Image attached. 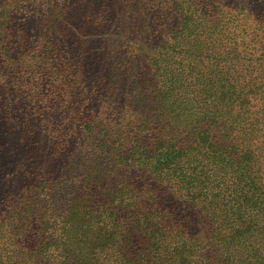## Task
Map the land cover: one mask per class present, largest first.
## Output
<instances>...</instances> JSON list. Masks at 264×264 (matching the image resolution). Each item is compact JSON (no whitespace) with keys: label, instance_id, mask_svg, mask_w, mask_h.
<instances>
[{"label":"trees","instance_id":"1","mask_svg":"<svg viewBox=\"0 0 264 264\" xmlns=\"http://www.w3.org/2000/svg\"><path fill=\"white\" fill-rule=\"evenodd\" d=\"M10 2L12 7L0 11V26L18 15L14 11L20 12L17 1ZM149 7L142 17L139 8L133 9L138 26L146 17L160 15L146 30L156 35L143 54L135 40H121L103 58L85 40H77L85 57L76 61L84 74L95 76L89 90L99 99L96 110L80 91L71 101H81L85 110L86 115L76 112L80 123L90 117L101 126L103 142L56 151L43 143L45 136L55 139L53 131L34 125L26 138L32 145L41 144L29 147L23 156L11 149L0 159V177L9 166H17L21 174L20 179L0 178L4 198L14 196L11 191L21 183L33 181L35 186L40 180L62 178L63 193H70L67 199L103 198V206L72 207L63 214L8 210L0 221V264H264V193L259 188L260 167L251 159L249 146L210 147L205 154L202 148L197 162L180 161L191 139L178 135L163 160L152 164L158 172L152 185L118 196L129 185L130 151L159 131L157 122L142 119L163 117L165 106L173 107L176 101L169 102L167 92L187 89L174 84L158 98V69L182 79L199 59L193 51L206 48L209 53L203 60L225 71L231 93L264 96V0H152ZM160 56L164 61L158 64ZM201 100L200 96L197 101ZM202 132L201 137L208 138V131ZM77 133L76 139L84 135L82 129ZM162 182L175 202L164 200ZM118 206L123 213L117 212ZM36 218L38 224L31 227L30 220ZM7 234L27 236L31 245L14 243Z\"/></svg>","mask_w":264,"mask_h":264},{"label":"rangeland","instance_id":"2","mask_svg":"<svg viewBox=\"0 0 264 264\" xmlns=\"http://www.w3.org/2000/svg\"><path fill=\"white\" fill-rule=\"evenodd\" d=\"M10 1L13 0H1L0 11L3 10L2 7H12ZM16 1L20 12L14 11L18 15L0 26V159L4 160V155L11 149H15L18 156H23L29 147L39 146L41 143L34 141L32 145L26 138L34 125L47 126L53 131L55 139L45 136L43 143L56 151L60 148L67 150L80 145L94 146L102 143L104 136L99 129L101 126L91 122V118L86 116L84 122L80 123V115L77 113L83 115L85 110L81 107V101H71L73 93L80 91L90 102V107L96 110V101L99 99L97 94L89 90L95 76L84 74V67L76 61L85 57L77 40H85L103 58L109 57V53L115 51L121 40H135L143 54L156 35H151L146 30L153 22L160 20V15L150 19L146 17L138 26L133 21V17L136 18L133 9L139 8L142 17L148 12L152 0ZM69 30L74 33H68ZM122 30L125 36H122ZM197 49L193 54L198 55L199 59L191 72L189 70L182 79L166 68L157 70L155 78L159 80L160 88L154 82L151 85L156 86L158 98L168 86L174 84L186 86L187 89L186 92L185 89L167 92L171 95L168 101H176L173 107L165 106L163 117L154 116L149 122L141 118L143 123L157 122L159 131L156 136H150L147 143H136L135 148L130 151L129 165L126 168L129 185L126 184L125 188L119 190L118 196L123 194V197H127L140 187L152 185L158 175L152 164L156 159L163 160L170 149L168 147L175 143L178 135L181 138L189 135L191 139L184 145L185 152L180 154V161L190 159L197 162L202 157L198 153L202 148V154H205L210 147L231 144L249 146L251 159L260 167L259 188L264 193V96L248 93L242 98L237 91L231 93V85L226 83L225 71L203 60L208 56L209 49ZM62 58L66 62L55 61ZM157 61L158 64L163 63L164 58L160 56ZM206 77H212V81L208 82L210 80ZM203 83L211 84L213 88H202ZM200 96L202 100L198 102ZM164 100L165 98L160 100L163 107ZM201 115L206 120L203 121ZM144 127L143 124L140 129ZM80 129L84 135H80L81 139H76ZM204 129L209 135L206 139L201 137ZM86 132L91 134L86 137ZM20 177L18 167L9 166L0 178L6 181ZM149 178L151 179L148 180ZM57 179L40 180L35 186L33 181L26 185L19 182L21 184L11 191L14 196L4 198L0 194V221L5 220L10 209L19 210L21 214L28 212L29 215L38 211L63 214L72 207L103 206V198L91 202L67 199L70 193H63L64 182L62 178H59L60 181ZM162 184L159 191L164 192V200L169 199L171 202H167L168 204L175 202L176 198L171 196L166 184ZM127 200L128 198L125 201ZM117 203L118 199L115 205ZM122 208L118 206L117 212L123 213ZM34 220L37 221L30 220L31 227L39 222L37 218ZM6 238L14 243L31 245L27 236L9 237L7 234Z\"/></svg>","mask_w":264,"mask_h":264}]
</instances>
